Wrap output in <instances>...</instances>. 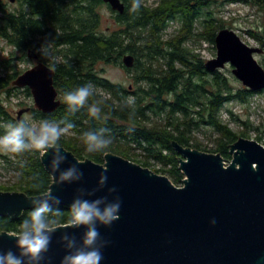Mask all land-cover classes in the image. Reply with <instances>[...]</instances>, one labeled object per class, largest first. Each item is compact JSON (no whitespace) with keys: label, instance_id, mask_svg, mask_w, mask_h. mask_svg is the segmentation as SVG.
<instances>
[{"label":"trees","instance_id":"1","mask_svg":"<svg viewBox=\"0 0 264 264\" xmlns=\"http://www.w3.org/2000/svg\"><path fill=\"white\" fill-rule=\"evenodd\" d=\"M122 1L123 13L113 10L104 0H18L17 7L12 9L0 0V37L21 53L15 56L13 51L0 61V135L4 134L7 124L23 119L22 115L19 119L9 111L7 102L11 97L19 92L32 97L29 87L21 88L13 83L28 69H20L16 61L44 62L55 70L54 84L61 105L52 113H44L34 106L27 108L37 120L73 124L69 130L75 131L77 138H61L59 143L79 159L104 163L107 152L131 156L125 148L128 146L146 156L136 158L137 163L147 167L149 160H154L160 166L155 171L168 174L174 184L185 177L179 168L174 141L220 153L229 162L230 145L240 137H249L246 130L253 127L249 120L238 118L229 105L247 103L259 92L236 86L228 70L208 71L202 54L187 43L203 39L216 49L217 33L230 26L219 16L218 5L244 3L262 9L264 0H159L155 5L141 0L137 13L129 11L132 0ZM103 6L113 10L116 28L102 29ZM173 20L180 22V31L174 38L165 39L164 31ZM247 31L264 47V35L252 29ZM41 48L47 55H42ZM29 53L37 57H30ZM126 54L134 55L133 67L123 64ZM99 63L122 66L132 74L133 83L126 85L110 79L102 73L104 70L98 69ZM87 83L94 86L89 103L98 102L102 108L99 119L88 114L87 106L70 113L63 103L66 91ZM127 101L132 102L131 107L124 106ZM224 110L229 115L227 121L222 116ZM154 118L163 124L151 126ZM233 121L245 130L240 133L234 130L230 126ZM101 127L111 130V143L102 151L89 153L83 133ZM202 128H211L218 134L215 148L207 149L193 141V134ZM257 139L261 141V137ZM80 141L83 146L79 145ZM30 152L24 163L16 165L20 172L17 190L34 196L38 193L33 186L41 185V191L48 189L52 176L42 164L40 152ZM0 156L9 162V155ZM53 207H59L64 220L67 219L69 206ZM29 211H23L16 220L0 216V233H16Z\"/></svg>","mask_w":264,"mask_h":264},{"label":"water","instance_id":"2","mask_svg":"<svg viewBox=\"0 0 264 264\" xmlns=\"http://www.w3.org/2000/svg\"><path fill=\"white\" fill-rule=\"evenodd\" d=\"M104 2L119 13L125 10L122 0ZM215 45L216 57L205 63L208 71L231 65L232 73L245 87L254 92L264 89V67L256 58L263 48L249 45L231 28L219 30ZM29 56L37 57L31 53ZM123 64L133 67L134 55H124ZM54 76L52 67L38 62L13 83L29 87L34 107L52 113L61 105ZM27 111L29 108L19 110L18 118ZM173 145L185 176L182 186L114 153L105 154L104 163H97L89 158L81 160L61 146L67 156L61 169L81 162L78 167L83 177L71 184H55L49 167L51 152L41 154V162L52 176L50 187L60 198V205L69 206L78 188L99 189L84 197L89 200L106 196L107 202L114 203L119 198V219L110 226L97 225L101 238L108 242L101 249L100 264H264V145L240 137L230 145L229 162L220 153L183 146L177 141ZM105 169L107 180L101 186L98 180ZM109 188L115 191L109 193ZM34 196L1 190L0 216L20 218L23 211L31 209L29 199ZM83 231V227L57 230L40 264H60L67 251L60 236L68 232L79 242ZM14 234L0 233V251L11 249L18 254Z\"/></svg>","mask_w":264,"mask_h":264},{"label":"clouds","instance_id":"3","mask_svg":"<svg viewBox=\"0 0 264 264\" xmlns=\"http://www.w3.org/2000/svg\"><path fill=\"white\" fill-rule=\"evenodd\" d=\"M141 8V0H132L129 9L137 13ZM42 55L47 52L41 48ZM94 95V86L91 83L80 85L63 95V103L67 105L70 113L87 106L88 114L95 119L100 118L102 108L98 102L89 103ZM132 102L127 101L125 107H131ZM64 124V127H61ZM74 125L64 121L55 122L47 119L38 123L31 122L27 118L20 119L15 123H9L5 127L3 135H0V152L4 154H20L25 151H39L42 155L51 152L49 167L56 185L78 182L83 177V172L77 161L65 169L60 165L67 156L61 151V137ZM131 130V129H130ZM111 130L101 127L88 130L83 133L84 143L89 153L106 149L111 143ZM105 169L100 173L98 183L103 186L107 180ZM37 195L29 199L31 209L21 221L18 231L13 235L18 254L11 249L0 251V264H40L45 259V253L49 251L53 234L59 229H78L84 231L78 242L74 235L64 232L60 236V242L67 250L61 258L60 264H100L103 259L101 249L108 243L101 238L97 225L110 226L119 219L120 201L107 202V197H99L93 200L85 199L92 196L99 189L86 191L78 188L68 208L67 219L64 220L62 210L59 207L60 198L54 194L53 188L40 190L41 185H34ZM109 193L115 188H109ZM104 204L101 208L100 205ZM215 223V221H211Z\"/></svg>","mask_w":264,"mask_h":264},{"label":"rangeland","instance_id":"4","mask_svg":"<svg viewBox=\"0 0 264 264\" xmlns=\"http://www.w3.org/2000/svg\"><path fill=\"white\" fill-rule=\"evenodd\" d=\"M3 1L8 3L11 9L17 7L18 5V0H16L13 3L10 2L9 0H3ZM144 1L154 5L159 2V0H144ZM221 4L220 6L218 5L217 9L219 11L218 12L219 16L222 17L223 20H225L227 25H230L226 27L236 30L240 34L242 39L249 45L264 48L261 45L260 41L257 39V37L253 36L247 31L252 29V31L257 32L259 35L262 36L264 35V8L261 9L260 7L244 4V3L226 2L223 5ZM113 14H114L113 10L108 6H103L101 8V15L103 19L102 29L116 28ZM180 28H181V24L179 21L177 20L171 21L167 29L164 31L165 39L174 38V36L179 33ZM197 28L198 29L201 28L199 24L197 25ZM187 44L192 46L197 51H199L206 61L216 57L217 50L213 49L212 45L203 39L201 40L198 39L196 41L190 40ZM12 52L15 54V56L21 55L19 51H16V49L10 46L6 42V40L0 37V61L3 60L4 58L11 56ZM256 58L258 59L259 63L264 67V52L262 54H257ZM16 63L19 64L18 66L20 69H26L32 67L36 62L16 61ZM97 67L98 69L104 70L102 71V73L105 76L109 77L110 79L116 82H123L126 85H129L132 84L134 81L132 74L129 73L122 66L111 63H99ZM232 68L233 67L231 65H227L223 69H225L226 71L227 70L230 71V73L234 76V74L232 73ZM233 83L236 86H244L243 83L235 76L233 78ZM98 92H100V94L104 96H107V94L103 93L102 91H98ZM257 92L259 93L253 95L250 98L249 102L247 103L234 102L230 104L229 107L235 112L236 115H238V118L243 120H249L250 123L252 124L253 126L252 129L246 130V133H248L249 136L246 138L258 140L257 138L261 137V141L259 142L264 145V91L263 92L257 91ZM7 106L9 111L13 114V116L17 117V113L19 110L34 106L33 96L29 97L25 92H19L17 95L11 97V99L7 102ZM222 116L226 121L229 119L228 118L229 115L226 110H224ZM22 117L27 118L34 123H38L40 121L34 118L31 111L25 112L24 114H22ZM152 121L153 122L151 126H156V125L160 126L163 124V122L158 118H154ZM230 126L239 133L241 130H245L242 125L238 124L235 121L230 122ZM217 137L218 134L213 129L202 128L193 134V141H196L197 143L201 144L202 147H206L207 149H213L217 145V139H216ZM61 138L67 140L69 139L73 140L77 138V134L75 131L73 132L68 129ZM79 145L83 146L84 143L80 141ZM125 148L129 153H131V156H123L126 157L127 159L137 162L135 161L136 158L145 159L146 157L139 150H133L128 146H126ZM27 152L21 155L8 153L7 155H9L10 158L9 162H7L6 159L0 156V191L1 190L19 191L17 190L18 189L17 187L20 181V178H18L20 172H18V168H16V165L19 162L24 163L30 157V154L32 152L30 151ZM107 153H112V152H107ZM0 154H4V153L0 152ZM119 154L120 153H118V155ZM179 156L180 155H178V157ZM149 161H150V165L147 167H149L153 171L158 170L160 168V166L157 165L154 160L150 159ZM157 173L168 176V174L166 173H162V172H157ZM176 185L182 186L183 180L182 182Z\"/></svg>","mask_w":264,"mask_h":264}]
</instances>
